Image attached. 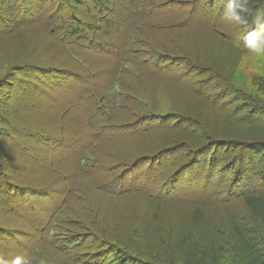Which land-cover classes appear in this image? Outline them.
<instances>
[{"label": "rangeland", "instance_id": "374dc122", "mask_svg": "<svg viewBox=\"0 0 264 264\" xmlns=\"http://www.w3.org/2000/svg\"><path fill=\"white\" fill-rule=\"evenodd\" d=\"M0 7L7 26L0 29V77L12 87L0 85V253L5 259L19 252L33 255L41 243L38 229L73 199L72 192L83 193V183L90 193L83 204L86 224L99 234L106 224L111 239L123 241L118 253L137 257L136 264L151 263L150 247L152 255L153 249L167 248L169 234L187 231L193 206H173V227H154L158 209L146 207L150 203L115 200L94 186L113 183L164 199L172 196L170 186H178L179 198H195L212 209L207 217L215 226L232 234L230 220L239 217L243 231L263 241L244 202L224 191L233 182L217 175L223 166L237 182L238 173L250 170L235 196L253 193L254 186L263 193L264 176L259 182L255 176H261L264 159L258 144L264 123L256 120L264 107L257 87L264 60L249 56L236 39L255 25L220 21L223 0H0ZM249 9V18L264 11V0H249ZM156 52L162 57L155 59ZM131 62L142 64L143 81L130 85L131 77L123 76L128 101L118 113L98 109L97 103L113 96L115 72ZM143 102L157 104L149 110ZM94 140L110 161H89L79 172L77 161ZM126 157L129 162L123 163ZM58 171L52 179L47 175ZM97 194L106 200L102 210ZM78 222L75 231L81 232L83 222ZM139 226L147 230L144 236ZM210 241L205 237L196 244ZM136 244L146 256L133 248ZM71 253L82 255L84 263L86 256L94 264L128 263L107 248ZM222 257L224 264H236L224 250Z\"/></svg>", "mask_w": 264, "mask_h": 264}, {"label": "trees", "instance_id": "16d2710c", "mask_svg": "<svg viewBox=\"0 0 264 264\" xmlns=\"http://www.w3.org/2000/svg\"><path fill=\"white\" fill-rule=\"evenodd\" d=\"M149 1V0H148ZM80 3V2H78ZM6 4V3H5ZM11 9V8H10ZM4 7H0V13H3ZM14 10L16 11V8L14 6ZM26 15V14H25ZM6 23L3 18V16L0 14V29L2 31H6ZM141 30V24L138 22L136 26V31ZM8 31H11L9 29ZM78 32V29L75 30ZM22 37V35H20ZM14 39L20 40L17 36ZM31 50V49H30ZM162 57L161 52H156L154 54L155 59H159ZM156 66H160L156 63H154ZM130 76L131 78L128 80V83H141L143 80L141 77L143 76V67L142 64H136L135 62H131V64L123 65L121 66V69L117 70L115 72V80H114V86L112 88L113 96L110 99H104L103 101H100L98 104V109L102 108L105 109V111H112L113 113H118L119 108H122L121 103L128 101V98H130L129 95L126 94L128 92V89H125L123 87V84L121 82V78L123 76ZM0 85L5 81L6 78L0 77ZM146 79V78H143ZM259 80V81H258ZM257 87L259 89V92L264 94V78L261 77L257 79ZM9 86L11 89V83L8 81L4 82V85ZM131 85V84H130ZM6 90V89H5ZM122 91L123 94L119 93V91ZM114 97V98H113ZM127 98V99H126ZM120 99V100H119ZM145 105V108H150L157 104L154 103H147L143 102ZM101 106V107H100ZM259 107V106H258ZM260 111H258L256 114H258L256 120H260L261 123H264V119L260 116L264 114V107H259ZM135 111V110H133ZM263 113V114H262ZM93 111H91L90 116L93 117ZM264 117V116H263ZM87 120L90 118L89 116H86ZM254 121V120H253ZM97 133H100L101 129L98 128L95 129ZM264 136V134H263ZM104 143L101 142L100 145ZM260 147L264 148V140L262 142H259ZM215 144H213L214 146ZM96 146H99V143L95 142V140L92 142V144L88 145L81 156V160L77 161V167L79 172L85 171V164L89 161L94 160L95 163H97L98 160L103 159L104 161H110L105 159L103 156V150H97L95 149ZM206 153V152H205ZM264 153V152H263ZM123 163L129 162L127 161V157L122 159ZM259 161V159H258ZM259 161V169L260 174H256L255 178H257V181L259 182V178L264 176V159L263 162ZM263 168V170H262ZM258 169V171H259ZM52 169L49 170L51 172ZM60 171V170H59ZM58 172H55L54 174H47L52 177L56 175ZM237 171H240L237 169ZM262 171V172H261ZM250 170L247 171L245 174L242 173L239 177V173L237 174V182H235L234 177H229L227 174V171L222 166L220 167L219 171H217V175L219 177H227L231 182L228 183L229 185H224V191L227 192L228 196L229 194L231 197H235V201L242 203L244 202L246 209L248 210V213L250 215H253L255 218V221L260 226L258 229V233L260 232L261 237L263 238L264 242V189L263 193H256V186H254L255 189H253V193H248L242 197H238L235 195H241L240 192H238V187L243 186L245 177L247 174H249ZM229 173H233V176L236 173L235 169H231ZM85 174V173H82ZM44 175V174H43ZM42 175V177H43ZM46 175V174H45ZM46 177V176H45ZM259 177V178H258ZM59 178V177H57ZM243 178V180H241ZM263 178V177H262ZM262 180V179H261ZM88 185L82 184V188L84 189L83 193L85 194ZM94 188L102 194V192L106 195H108L110 198H113L115 200L125 199L128 200L127 202H136L139 200L147 201L148 206H152L153 209L157 208L158 211H156V215H153L152 222L155 223L156 227L158 224H163L165 229H170L173 227V223L175 222V216L173 212V206H177V204H190L193 206V210L190 212L192 213L190 216V220L186 221V224L188 225L184 231L181 234H178L177 236H171V234L168 235V239L164 240L167 242V248H162V250L153 249L154 252L152 255L150 253L152 252L150 247V253L147 255L146 252H143V248L140 247L138 244L133 245L136 249L142 250L139 253H142V256H148L151 263L148 264H224V260L222 256L223 250L225 252H228L230 257L236 261V264H264V243H262L260 240H258L255 235L252 232H249L248 230L246 232L243 231L242 227H240V221L239 217H233L230 221V227H232V234L228 232L229 228L226 230L221 229L220 227L215 226V222H209V219L207 217V214H209L212 209L206 208V206H199L198 202H196V199L192 201L191 199H187L186 197L179 198L177 196V193H181V189L178 186H170V192L172 196H169V198L164 199V196L161 194H152L151 197H148L143 191L137 190L134 191V193L123 190V187L120 186L117 188V185L113 183H107L103 186L96 185ZM236 188V190H235ZM71 189V188H70ZM64 194H69L70 191L68 190H62ZM80 192V191H79ZM79 192L75 193L72 192L73 199H70V202L66 203L64 206H61L57 208L54 213L50 214L48 219L46 220L47 224L44 225L43 228H39L37 231V235L39 239L41 240V243L39 247L35 248V252L33 255L29 256L31 264H94L93 261H88V258L86 256V262H82L80 259L82 258V255L80 256V259L76 257V254L71 253V249H82V251L87 250L90 248L91 253L95 251L96 249H99L100 251H104L105 248L109 249V253L113 254L115 259H118L122 261L123 259L126 260V262L129 263L131 261L133 264H136L138 262H133L137 257L128 258L126 256L125 252H119V249L117 248L119 246V242L123 243L121 238L115 237V240L113 241L112 238V232L109 227H107L106 224H104L103 233L99 234L96 231H94V228L92 226H89L86 224L87 221H89V215L86 214L84 210V205L87 200H89L90 193H86L85 195ZM238 192V193H237ZM168 195V194H167ZM186 195V194H183ZM180 195V196H183ZM98 198L101 200L98 202V206L101 207L104 206V202L106 201L105 198L97 194ZM173 196L175 198H173ZM228 198V197H226ZM95 199V198H94ZM136 200V201H135ZM96 202V203H97ZM218 202V201H216ZM131 208L134 210V206L131 205ZM100 210V211H101ZM166 210L167 215L164 216L162 211ZM131 211V210H130ZM133 211H131L132 213ZM134 214V213H133ZM137 214L134 215V217ZM161 215L164 217L161 218ZM248 217V216H246ZM75 219H79L83 222V229L81 232H76V224H80L78 221L75 223ZM249 220V219H248ZM190 221V222H189ZM135 222V221H134ZM137 222V221H136ZM217 222V221H216ZM64 223H67V226L64 227ZM229 226V225H228ZM136 227V223L133 224L131 229H134ZM141 229V232L144 236L147 230L144 229V227L139 226ZM138 227V228H139ZM198 227V228H197ZM80 228V226H78ZM191 229V231H189ZM196 230V231H194ZM145 233H144V232ZM159 230H157V233ZM249 232V233H248ZM171 236V238H170ZM133 237V236H132ZM205 237L211 239L210 243L207 242L204 246H197V243H200L201 240H204ZM261 237H259L261 239ZM180 238L181 240H179ZM256 238V239H255ZM111 239V240H110ZM194 243V245L189 244ZM45 245H44V244ZM148 243H150L148 239ZM126 244V243H125ZM151 244V243H150ZM152 245V244H151ZM92 246V247H91ZM94 247V248H93ZM147 248V247H146ZM123 253V254H122ZM109 255L108 253H104V256L106 257ZM131 259V260H130ZM81 261V263H80ZM119 261V262H120ZM117 264L116 262H114ZM125 263V264H128ZM143 262L139 263L142 264ZM104 264V263H102ZM119 264V263H118Z\"/></svg>", "mask_w": 264, "mask_h": 264}, {"label": "clouds", "instance_id": "9594fccd", "mask_svg": "<svg viewBox=\"0 0 264 264\" xmlns=\"http://www.w3.org/2000/svg\"><path fill=\"white\" fill-rule=\"evenodd\" d=\"M249 0H223V7L220 9L219 19L222 22H233L237 26L255 25V30L241 31L236 39L243 42V47L249 56L264 60V11H256L249 18ZM0 253V264H31L27 252L14 254Z\"/></svg>", "mask_w": 264, "mask_h": 264}]
</instances>
